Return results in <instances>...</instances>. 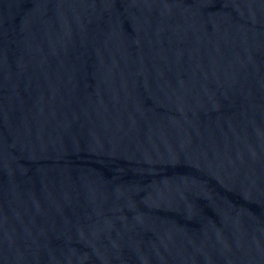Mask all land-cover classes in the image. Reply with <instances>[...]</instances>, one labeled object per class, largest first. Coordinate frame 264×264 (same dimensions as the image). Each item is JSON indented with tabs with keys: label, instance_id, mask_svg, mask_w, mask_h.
Instances as JSON below:
<instances>
[{
	"label": "water",
	"instance_id": "95a60500",
	"mask_svg": "<svg viewBox=\"0 0 264 264\" xmlns=\"http://www.w3.org/2000/svg\"><path fill=\"white\" fill-rule=\"evenodd\" d=\"M0 264H264V0H0Z\"/></svg>",
	"mask_w": 264,
	"mask_h": 264
}]
</instances>
